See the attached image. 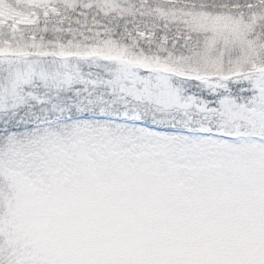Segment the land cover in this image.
<instances>
[{
  "label": "snow or ice",
  "instance_id": "snow-or-ice-1",
  "mask_svg": "<svg viewBox=\"0 0 264 264\" xmlns=\"http://www.w3.org/2000/svg\"><path fill=\"white\" fill-rule=\"evenodd\" d=\"M0 264H264V0H0Z\"/></svg>",
  "mask_w": 264,
  "mask_h": 264
}]
</instances>
